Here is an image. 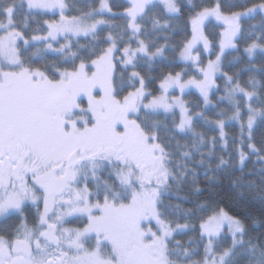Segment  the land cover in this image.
I'll use <instances>...</instances> for the list:
<instances>
[{
  "label": "snow or ice",
  "instance_id": "6c2138e0",
  "mask_svg": "<svg viewBox=\"0 0 264 264\" xmlns=\"http://www.w3.org/2000/svg\"><path fill=\"white\" fill-rule=\"evenodd\" d=\"M0 264H264V0H0Z\"/></svg>",
  "mask_w": 264,
  "mask_h": 264
},
{
  "label": "trees",
  "instance_id": "16d2710c",
  "mask_svg": "<svg viewBox=\"0 0 264 264\" xmlns=\"http://www.w3.org/2000/svg\"><path fill=\"white\" fill-rule=\"evenodd\" d=\"M255 22H256V21H252V23H255ZM245 27H247V25H245ZM217 31H219V29H217ZM182 38H183L182 36H179V35H178V36L175 37V40L179 41V40H181ZM243 47H244V45H243V43H241V44H240L241 53H242ZM213 57H214V56H213ZM213 57H212V58H213ZM228 58L231 59V56H229ZM177 70H180V69L178 68ZM197 97H198V93H196L195 91L192 90V94H191V95H187V96L185 97V99L188 100V101H190V102H192V103H195L196 100H197ZM198 130H200V131H204L205 129H198ZM231 131H232V132H235V131H237V129H232ZM208 134H209V136H211V135H214L215 133H211V132H209ZM259 135H260V132L258 131V132H257V136L259 137ZM185 239H186V238H185Z\"/></svg>",
  "mask_w": 264,
  "mask_h": 264
},
{
  "label": "rangeland",
  "instance_id": "374dc122",
  "mask_svg": "<svg viewBox=\"0 0 264 264\" xmlns=\"http://www.w3.org/2000/svg\"><path fill=\"white\" fill-rule=\"evenodd\" d=\"M215 57H213V59H214ZM193 91H195V90H193Z\"/></svg>",
  "mask_w": 264,
  "mask_h": 264
}]
</instances>
